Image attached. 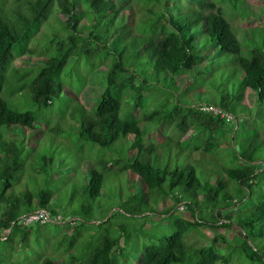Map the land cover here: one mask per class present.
<instances>
[{"label": "trees", "instance_id": "1", "mask_svg": "<svg viewBox=\"0 0 264 264\" xmlns=\"http://www.w3.org/2000/svg\"><path fill=\"white\" fill-rule=\"evenodd\" d=\"M125 12L127 20L122 22ZM51 17L55 18L53 26L57 28V34L52 35L55 40L49 41L54 53L37 50L36 44L28 48L29 42L37 41L34 35L40 26L51 25ZM261 28L253 29L259 33V39L245 55L230 21L214 0H0V264H58L57 258L45 253L46 248L41 249L47 240L40 231L48 229L54 235L60 226L72 228L54 246L60 251L62 264L120 261V239L126 231L121 223L117 226L121 234L106 233L93 241L90 232L84 251L76 247L80 234L77 227L94 219L92 202L99 196L104 181L95 162L86 160V168L78 174L82 177L79 196L83 201L74 207L72 188L63 191L51 186L53 177L60 176L57 166L65 161L63 153L42 152L36 157V144L29 146L22 134H6L9 128L20 127L40 132L44 137L62 136L58 124L40 111L56 99L66 106L61 119L78 122V140L106 150L111 156L112 161L98 159V167L111 168L119 163L122 171L139 179L141 203L134 202L140 198L132 193L119 205L120 214L130 219L155 214V208L144 198L155 193L172 198L173 205L164 213L174 214L172 209L181 202L190 212V217H175L170 235L145 245L137 255V264L185 263L193 255L198 258L197 264H229L228 256L215 247L219 241L230 254L238 253L251 262L262 261L264 27ZM15 44L19 48L14 52ZM25 54L40 56L43 65L36 69V61L33 69H13L9 76L14 60ZM81 61L93 70L104 67L103 85L90 109L67 91L68 78L78 71ZM183 75L189 80L202 79L199 89L203 90L199 91L208 101L201 104L231 114L234 124L201 109V104L195 108L190 101L180 100L178 91ZM166 83L168 89L164 87ZM164 90L166 94L162 93ZM245 90L254 94L251 107L242 103ZM159 93L161 99L152 103L157 107L143 115V119L155 120L159 128L166 123L176 127L177 139L172 133L160 142L145 139L147 134L135 117H120L124 102L137 110L148 106ZM19 94L28 98L30 106H21L25 100ZM228 127L230 134L222 138L224 141L219 140ZM166 141L178 148L184 144L205 155L222 145H232V151L227 164L219 163L201 178L192 162L179 165L175 161L170 146L165 152L164 166L151 163L153 156L163 157L158 149ZM124 145L132 156L126 162L118 155ZM71 174L67 175L69 183ZM62 191L64 198L60 196ZM243 202L242 208L236 207ZM233 207L235 212H225ZM38 208L48 209L53 216L74 217L75 224L24 226L17 221L23 213ZM114 214L107 217L108 213H103L106 220L102 221L108 222ZM206 226L225 228L231 240L226 233H217L209 244L188 248L185 234ZM31 234L33 240L29 244Z\"/></svg>", "mask_w": 264, "mask_h": 264}, {"label": "rangeland", "instance_id": "2", "mask_svg": "<svg viewBox=\"0 0 264 264\" xmlns=\"http://www.w3.org/2000/svg\"><path fill=\"white\" fill-rule=\"evenodd\" d=\"M5 2L9 3L10 0H5ZM214 2L217 4V6L221 7L223 15L226 17V19L230 21L233 30L236 32L238 40L241 43L242 53L247 55L249 50L253 46V43L258 41L259 39V33H257V30L253 29L257 28L259 31L262 29L261 27H264V0H237V2H233L232 0H214ZM243 10L246 14H244ZM126 14L127 12L124 13L121 20L122 22L127 20ZM256 14L257 16H255ZM54 20L55 18L51 17L50 26H40L39 31L34 35V38L37 41L35 43L34 40L29 42L28 48H34L33 45L36 44L37 50H49V55L54 53L53 44L49 43L51 39H53L52 41L55 40V37H52V35L57 34V28L53 26ZM18 48V44H15L13 48L14 52L17 51ZM42 60L43 59H41L40 56L37 57L36 55H22L21 57H18L14 60L12 68L9 70L8 75L11 76L13 69H17L19 72H21L23 68L33 69L34 65L32 64L36 61L37 62L35 64V68L37 69V67L43 65L44 62H42ZM30 61H32V63H30ZM82 61L79 63L78 71L75 70L72 74H70V77L67 81L69 83V85L67 86V91H69V93L72 94L74 98H77L76 96H78L80 102L87 109H90L94 105V98L97 96L99 90L102 88L103 83L101 80V72L104 67L100 66L97 69L93 70L89 65L84 64ZM224 74L227 75V73L225 72ZM72 75H74L73 78H71ZM218 77L220 76L218 75ZM202 82L203 80L200 78H192L191 80H189L188 76L183 75L181 77L178 91V94H180V100L185 102L190 101L191 104L195 105V108H197L198 104L207 103V97H202L203 93H200L199 91L203 90L201 88L199 89V84H202ZM71 87L76 93H78H75L74 95L73 89H70ZM164 87L168 89V84L166 83V86ZM162 93L166 94L167 90L162 91ZM19 95L21 97V100H25L22 101L21 106H30V101L28 100V98L25 97V95ZM161 96L162 95L160 93L157 94L156 98L150 99L148 106H143L142 108H139L137 110H133L132 106H128V104L124 102L120 111L121 118L130 119L132 117H135L138 120L139 126L147 134L145 136V139L150 140V138H155L158 142H160L162 138L165 137L167 134L171 135V133L173 134V138H178V132L176 130V127L174 128L173 126L172 128L168 126L169 124L166 123L162 125L161 128H159V125H157V122H155V120L145 121L143 119V115L157 107L153 106L152 103L154 101H159L161 99ZM253 101V92L250 90H245L242 103L246 106L251 107L253 105ZM198 106H201L202 108L206 105L201 104ZM168 108L171 109L172 106H168ZM183 108H180V111L182 113L184 111ZM20 109L23 110V107H20ZM40 111H42V115L46 116L47 118H51L52 123H54L56 126L58 124L61 129H58L57 127V130H61L62 136H59L58 138L57 135L44 137V135H42V133L40 132L32 131L29 128L22 129L20 127H11L6 131V134L12 137L22 134L23 140L29 146L36 144V157H40L42 152H45L46 154H49L51 151L55 152L56 154L63 153V158L65 159V161L59 162V165L63 164L62 166H57L59 168L57 172L60 173V176L58 177L56 174L53 177L54 180L51 185L53 189L57 187L61 190L65 188H72L71 191L74 192L72 203L75 207L76 205H78V203L83 201V199L79 196L81 193L79 190H81L82 177L78 174L81 169L86 168L87 165L85 161L87 160L95 162L94 166H96V168L101 170L104 174V181L102 183L101 192L99 196H97L96 200L92 202V214L94 216V219L91 220L90 223H83L77 227V230L80 233L77 238V249L82 248V251H84L85 247L87 246L86 243L90 239V232H92L93 234V241L94 238H99L101 235L106 233H109L112 236L121 234L117 229V226L121 223L125 226L126 231L124 233L122 232L123 234L121 235L120 239V246L123 247V250L121 251V255L118 256V261L120 260L118 264H137V255L145 245L157 243L160 238H164L173 232V220L175 219V217H190V212L185 208L184 204H182L183 207L182 209H180L181 203L176 204L175 207L172 209H175L174 214L170 212L164 213V211L168 207L173 205L172 198L167 197L168 199H166L165 196H160L156 193L146 195L144 197L148 201V203L155 208V214L147 215L146 217H139L138 219H130L120 214L118 212L119 205L122 203L123 199L128 198V196L132 195V193L137 194V199L138 196L140 198L138 200L135 199L134 202L141 203L143 192L140 186L141 183L139 179L136 176L132 175L129 171H122L120 169L121 166L119 163H114L111 168H109L108 166L98 167V159L103 158L106 161H110L111 156H109V153L106 150L105 152L101 149L97 150V148L92 146V144L84 143L78 140L76 130L78 128V122H69V120L65 122L63 119H61L63 114H65L66 106H61L57 99L53 102L50 107H48L47 109H41ZM239 119L242 120L241 117H239L238 120ZM234 122L235 120L233 118V120L229 123L234 124ZM171 123L173 124V122ZM246 123L249 124L248 121H246ZM36 127H38V125H36ZM155 129H158V132L152 133V131ZM238 133L239 131H237V134ZM229 134L230 127L226 128L225 135L222 134L219 136L218 132L216 135L221 138L219 140L224 141L225 139L222 138H226ZM118 144L121 145L122 143L119 142ZM172 145L174 144L172 143L170 145V143L167 141L165 143H162L159 146L158 151L163 153V157L156 159V156H153L151 158V163H154L156 166L160 167L164 166L166 164L167 159L165 152L170 146L172 150V155H176L175 161L178 162L179 165H184L187 161L192 162L196 168L197 174L201 178H203V174L205 175L208 172V169L216 167L219 163L227 164L229 162L230 152L232 151V145H222L216 146L214 150L208 152L205 155L204 153H201L199 151H193V149L187 147L184 144H182L181 148ZM237 148L238 145H236V149ZM118 155H120L121 158L125 160V162L132 157L128 153V148L125 145L124 147H121ZM55 166L56 165L53 164V168ZM50 170L51 167L48 168V171ZM69 173H72L71 178L74 179H70V183L68 182L67 178V175ZM211 176H213V174ZM63 191L60 193V196L64 198ZM142 204L144 203L142 202ZM243 205H245L244 202L242 204L238 203L236 207L240 206V208H242ZM105 212L108 213L107 217L112 212L115 214L112 218L109 219L108 222L104 223L102 220L106 219H103L102 215ZM225 212H235V209L234 207L229 208ZM198 215L200 214L198 213ZM98 222H101V225H97ZM71 230V227L60 226L57 228V233L54 235H51L48 229L40 231L41 235L47 240V244L42 245L41 249L46 248L44 249L46 250L45 253L51 254L55 258H57L58 264H62L63 259L60 254V251L57 250L54 246L58 242V240L62 238L64 232H71ZM217 233H226L228 241L231 240V234L225 228H214L206 226L201 227L200 229L189 230L184 236V241L188 248L199 245H207L211 242L210 240L213 235ZM32 240L33 234L29 236L28 243L32 244ZM215 247L217 248V251L219 253H225L226 256H228L230 262L229 264H264V259L262 261L251 262L246 260L238 253L230 254L229 252H227V250L224 249V244L221 241L216 243ZM197 260L198 258L193 255L190 256L185 263L172 264H197ZM215 264L222 263L217 262Z\"/></svg>", "mask_w": 264, "mask_h": 264}, {"label": "built area", "instance_id": "3", "mask_svg": "<svg viewBox=\"0 0 264 264\" xmlns=\"http://www.w3.org/2000/svg\"><path fill=\"white\" fill-rule=\"evenodd\" d=\"M201 109L205 111H212L215 115H218L221 118H224L226 121L231 122L233 120V116L217 107L213 106H203ZM183 202H181L180 209L183 207ZM74 217H66L63 218L61 214L52 215L48 209L38 208L30 212L23 213L17 221L24 226L39 223V224H47V223H57L60 225H70L73 226L75 224Z\"/></svg>", "mask_w": 264, "mask_h": 264}, {"label": "crops", "instance_id": "4", "mask_svg": "<svg viewBox=\"0 0 264 264\" xmlns=\"http://www.w3.org/2000/svg\"><path fill=\"white\" fill-rule=\"evenodd\" d=\"M166 199H168L167 197H166ZM169 208V207H168Z\"/></svg>", "mask_w": 264, "mask_h": 264}]
</instances>
